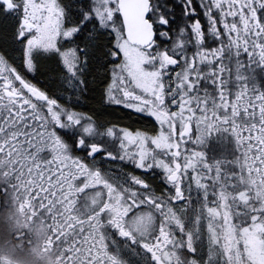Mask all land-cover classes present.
I'll list each match as a JSON object with an SVG mask.
<instances>
[{
  "label": "snow or ice",
  "instance_id": "6c2138e0",
  "mask_svg": "<svg viewBox=\"0 0 264 264\" xmlns=\"http://www.w3.org/2000/svg\"><path fill=\"white\" fill-rule=\"evenodd\" d=\"M17 112L52 161L44 196L65 191L57 158L99 181L91 240L56 235L60 264H264V0H0V113ZM19 179L0 249L43 264Z\"/></svg>",
  "mask_w": 264,
  "mask_h": 264
},
{
  "label": "flooded vegetation",
  "instance_id": "af4514ba",
  "mask_svg": "<svg viewBox=\"0 0 264 264\" xmlns=\"http://www.w3.org/2000/svg\"><path fill=\"white\" fill-rule=\"evenodd\" d=\"M19 101L17 103H23ZM9 110L10 107H9ZM3 116V121H0V185L7 182V177L17 174L20 179L17 183L20 184L23 192L21 204L23 207L19 209L21 226L27 230L25 239H30L33 245L38 249L43 257V264H60V256L56 255V249L52 245L56 242V235H62L65 238L72 235L74 229L83 230L89 229L83 233V240L90 242L91 228L90 225H95L98 218V211L94 214L92 212L93 206H99L101 195L96 190H89L84 192V188L89 187L90 184L98 183L99 181H88L76 186V178L83 173V171H75L80 168V164H72L71 161L64 160L61 162L60 158L53 163L52 171L65 169L71 165L72 170H65L61 172L58 180H65L64 184L59 187L65 191L63 196H58V189L52 190V195L56 197L55 202L50 198L44 196V193L56 184L57 181L47 183L45 177L47 174L46 165L51 160H43L36 156L35 153L28 154L27 147H23L24 141L17 140V136L26 135L22 127L17 128L16 125L20 123V113L17 112L15 117L9 118L6 114L0 113ZM150 125H137V127ZM4 129H11L7 133ZM35 132V128L30 129ZM39 143V142H38ZM219 151V146L215 139L211 141L209 153ZM59 164V169L56 165ZM71 177V179H68ZM43 185V187H41ZM33 189L38 190V195L43 197L40 203L35 202V198L30 194ZM78 193H83L78 195ZM69 196L71 199L69 200ZM46 200L45 204L43 201ZM64 201H68L65 203ZM87 202V204H86ZM8 203L7 198L3 192H0V208ZM41 207L47 208L46 212L41 213ZM51 213V215H49ZM36 218L33 220V218ZM6 212L0 213V235H5L8 231L9 225L6 223ZM51 229V231H50ZM27 247V246H26ZM63 245H61V249ZM62 255V251H61ZM24 256V253H17L16 258ZM0 260L4 264H14V259L10 258L7 249H0Z\"/></svg>",
  "mask_w": 264,
  "mask_h": 264
},
{
  "label": "trees",
  "instance_id": "16d2710c",
  "mask_svg": "<svg viewBox=\"0 0 264 264\" xmlns=\"http://www.w3.org/2000/svg\"><path fill=\"white\" fill-rule=\"evenodd\" d=\"M41 79H43V78H41Z\"/></svg>",
  "mask_w": 264,
  "mask_h": 264
}]
</instances>
